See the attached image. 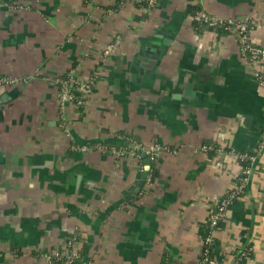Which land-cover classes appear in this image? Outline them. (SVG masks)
Segmentation results:
<instances>
[{
  "label": "crops",
  "instance_id": "obj_1",
  "mask_svg": "<svg viewBox=\"0 0 264 264\" xmlns=\"http://www.w3.org/2000/svg\"><path fill=\"white\" fill-rule=\"evenodd\" d=\"M198 5L0 0V78L16 79L0 83V264H52L71 238L94 264H197L209 209L239 184L213 255L264 264V88L235 35L190 23ZM201 6L264 49V0ZM65 72L75 89L97 77L82 107L59 101Z\"/></svg>",
  "mask_w": 264,
  "mask_h": 264
},
{
  "label": "built area",
  "instance_id": "obj_2",
  "mask_svg": "<svg viewBox=\"0 0 264 264\" xmlns=\"http://www.w3.org/2000/svg\"><path fill=\"white\" fill-rule=\"evenodd\" d=\"M116 2L117 5L124 2H129L132 4H145L146 7L154 6L158 0H111ZM197 2L199 5L194 8L189 14L190 23L200 22L207 27L219 29L222 28L233 35L236 36L238 45L240 48V52L248 61L249 66L252 68L253 76L257 79L258 84L261 88H264V49L258 45H256L250 35V26L246 21H235L231 19H224L220 16L210 13L203 6H201V0H193ZM120 44V37L118 35H113L111 39L103 46L100 51V58L105 59ZM69 76L72 75L69 73ZM60 85L59 90V101L62 103L65 100L73 101L77 106H82L85 98L92 91V81L91 79L86 82L80 84L76 89L74 88L73 92L67 88V81L62 80L61 78H57L56 80ZM14 83L16 79H5L0 78V83ZM71 82L75 85V80L71 79ZM78 89H80V93H78ZM137 146L140 147V144L137 143ZM264 148V125L261 130V139L259 141L258 149ZM86 149V148H83ZM103 150V148H100ZM114 154L117 156H122L125 151L121 150H112ZM148 152L153 151V149H147ZM237 158L240 160H246L251 157L249 154L241 153L237 154ZM150 181V179L148 178ZM148 181V182H149ZM241 185H237L228 193L224 194L220 197L213 207H211L208 211V223L211 227V234L205 237L202 240L203 245H209L212 243V231L218 226L219 222L224 217L229 204L239 196V192L241 189ZM206 248H204V252L197 264H216L215 258H210L206 255ZM43 256L49 263L55 264L56 262H62L63 264H74V262L81 257V253L76 244V239L71 238L65 241L62 246H58L50 249L43 253ZM85 264H94L90 259Z\"/></svg>",
  "mask_w": 264,
  "mask_h": 264
},
{
  "label": "trees",
  "instance_id": "obj_3",
  "mask_svg": "<svg viewBox=\"0 0 264 264\" xmlns=\"http://www.w3.org/2000/svg\"><path fill=\"white\" fill-rule=\"evenodd\" d=\"M137 5H139V6H145V4H137ZM196 27H200V26H205L204 24H202V23H200V22H194L193 23ZM218 30H220V31H225L226 32V30H224V29H222V28H219ZM59 78H61L62 80H64V81H67V88L69 89V90H71L72 92H73V90H74V88H75V85L71 82V79H73V77L71 76H69V73L68 72H65V73H63V74H61L60 76H59ZM96 75H92L91 76V81H92V87H93V85H94V82L96 81ZM82 107V106H81ZM81 107H79V108H81ZM109 148V147H108ZM123 148H125V149H127L128 148V146H123ZM137 153L138 152H140V150H137L136 151ZM249 161L250 160H243V162H242V164H243V166H245V167H247V166H249ZM153 169V168H152ZM151 169V170H152ZM150 170V178H154L155 177V172L152 170L151 171ZM242 187H241V189H240V192H239V195L241 194V193H243V191H244V185H241ZM200 233H201V235H202V240L203 239H205V237H207L208 235H210L211 234V227H210V225H209V223L207 222V223H205L202 227H201V229H200ZM204 247L207 249L206 250V255L208 256V257H210V258H214V255H213V251H212V243L211 244H209V245H204ZM83 253V252H82ZM81 253V257L80 258H78L75 262H74V264H85L87 261H88V259L89 258H87L86 256H84V254H82ZM201 257H203V256H201ZM200 257V258H201ZM244 260V258L242 257L241 259H240V262H242ZM166 263V261L164 260V261H162V263L161 264H165ZM55 264H63L61 261L60 262H56Z\"/></svg>",
  "mask_w": 264,
  "mask_h": 264
},
{
  "label": "water",
  "instance_id": "obj_4",
  "mask_svg": "<svg viewBox=\"0 0 264 264\" xmlns=\"http://www.w3.org/2000/svg\"><path fill=\"white\" fill-rule=\"evenodd\" d=\"M142 155L143 156H146V154L143 152L142 153ZM146 162L148 163L149 162V159L148 158H146ZM147 176V173H146V171L143 173V178H145Z\"/></svg>",
  "mask_w": 264,
  "mask_h": 264
}]
</instances>
